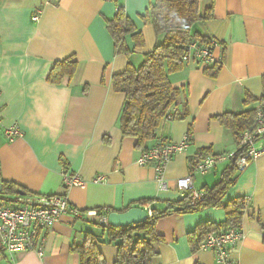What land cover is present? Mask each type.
<instances>
[{
	"label": "crops",
	"instance_id": "obj_1",
	"mask_svg": "<svg viewBox=\"0 0 264 264\" xmlns=\"http://www.w3.org/2000/svg\"><path fill=\"white\" fill-rule=\"evenodd\" d=\"M152 0H0V185L13 183V190H0V199L12 204L17 195L65 192L78 214H62L50 228L37 229L43 253L34 250L3 252L0 264H79L73 244L86 231L95 235L97 247L112 264L116 245L109 242L96 219L84 211L99 207L122 210L129 206L162 209L167 201L184 195L174 184L187 173V163L197 154H224L238 147L231 130L218 115L254 107L246 95L263 94L264 0H199V9L210 7L211 17L195 22L191 32L214 39V56L220 60L216 75L204 72L203 64L188 60L169 73L174 86L185 85L188 114L181 119H163L156 129L157 140L191 137L186 149L175 153L163 170L165 187L155 179L151 166L137 163L141 147L123 136L119 117L124 94L112 87V74L122 70L127 57L116 53L106 28V19L120 5L135 21L143 44L135 46L127 35L137 64L150 50L156 36L153 27L139 17ZM37 13L38 18L32 19ZM222 51V58H221ZM72 55L77 68L69 79H47L55 60ZM15 123L22 130L10 139L4 126ZM154 139L147 140L151 146ZM205 154V155H206ZM231 163L223 159L207 173L194 174L199 190L212 185ZM236 168V167H235ZM77 172L81 186L64 188L62 170ZM97 174L104 180L93 182ZM221 202L243 196L245 206L238 224L242 236L235 244L238 264H264V153L241 169ZM145 200L143 205L135 203ZM224 219L222 205H203L187 212H170L155 222L162 238L152 244L151 264H215L204 249H192L189 233L203 221ZM97 222V221H96ZM222 230V229H221Z\"/></svg>",
	"mask_w": 264,
	"mask_h": 264
},
{
	"label": "trees",
	"instance_id": "obj_2",
	"mask_svg": "<svg viewBox=\"0 0 264 264\" xmlns=\"http://www.w3.org/2000/svg\"><path fill=\"white\" fill-rule=\"evenodd\" d=\"M211 15L210 7L200 11L199 0L150 1L139 17L143 22L152 25L156 41L150 50L142 53V58L137 64L131 62L132 49L126 42V36L129 35L135 46L143 44L142 33L137 29L135 21L120 5L116 6L113 16L106 19V28L112 38L114 51L127 57L125 67L113 73L111 77L112 87L124 94L119 127L123 136L135 139L137 147H149L146 146L147 140L154 139V143L158 141L155 136L161 120L181 119L188 114L186 87L171 84L169 73L181 69L186 63L182 56L191 38L208 41L207 37L191 32V26ZM222 54L221 51V58ZM219 67L220 60H216L205 65L203 69L205 73L214 76ZM76 68L77 59L68 55L53 62L47 73V79L54 83L60 82L64 76L70 79ZM261 81L263 94L258 98L248 94L244 102L257 100L264 107V75ZM253 115L254 107H248L239 111H225L217 118L231 130L238 145L239 136L244 129L250 127ZM207 152L206 148H201L197 155L201 157ZM235 170L232 162L227 165L218 180L203 188V195L195 206L189 203L188 194L185 193L179 199L167 201L162 209L152 207L151 215L139 223L114 226L109 223H98L97 220L93 222L100 226L107 240L116 245V257L112 264H151V258L155 254L152 244L162 238L155 229V222L159 217L173 211L187 212L203 205H222L224 210L222 221L200 222L189 233L192 249L198 248L200 241L208 232L238 226L245 206L244 197L235 196L224 203L221 202L235 178ZM13 188V183L10 181H3L0 185L2 191H10ZM145 202V200H137L135 203L143 205ZM96 210L107 214L114 208L99 207ZM72 250L78 253L79 264H106L97 247L95 235L91 231H86L82 241L73 244Z\"/></svg>",
	"mask_w": 264,
	"mask_h": 264
},
{
	"label": "built area",
	"instance_id": "obj_3",
	"mask_svg": "<svg viewBox=\"0 0 264 264\" xmlns=\"http://www.w3.org/2000/svg\"><path fill=\"white\" fill-rule=\"evenodd\" d=\"M37 18V13L32 15V19ZM217 43L214 39L203 42L199 38H191L186 44L182 58L207 65L217 60L213 53ZM4 133L10 139L23 134L15 123L5 125ZM190 137V131H186L180 140H158L151 146L141 149L137 156V163L151 166L155 172V179L159 185L165 187L164 167L175 153L186 149ZM262 153H264V107L257 103L254 106L252 123L249 128L241 132L237 149L224 154H206L194 162L189 160L187 173L175 179V187L184 194H188L189 203L195 206L203 195V190L194 186V174L207 173L223 159L231 160L237 169H241ZM104 178L103 174H97L91 180L101 182ZM61 182L66 189L85 183L77 172L64 169L61 173ZM145 210L147 217L150 216L151 208L148 206ZM66 213L78 214L79 210L69 202L65 192L38 194L32 197L17 195L12 204L4 203L0 199V249L3 252L34 250L41 255L43 245L38 238L37 229L50 228L62 214ZM83 213L86 216L95 217L98 223H108L107 214L96 209H89ZM241 236L242 230L239 226L210 231L200 241L198 249L210 251L215 264H238L234 251L235 244Z\"/></svg>",
	"mask_w": 264,
	"mask_h": 264
},
{
	"label": "water",
	"instance_id": "obj_4",
	"mask_svg": "<svg viewBox=\"0 0 264 264\" xmlns=\"http://www.w3.org/2000/svg\"><path fill=\"white\" fill-rule=\"evenodd\" d=\"M147 217L146 210L140 206H128L122 210H111L107 213V222L110 225L122 226L139 223Z\"/></svg>",
	"mask_w": 264,
	"mask_h": 264
},
{
	"label": "rangeland",
	"instance_id": "obj_5",
	"mask_svg": "<svg viewBox=\"0 0 264 264\" xmlns=\"http://www.w3.org/2000/svg\"><path fill=\"white\" fill-rule=\"evenodd\" d=\"M95 219H96V218H95ZM92 225L95 226V227H99V228H100L99 225H97V224H95V223H93V222H92Z\"/></svg>",
	"mask_w": 264,
	"mask_h": 264
}]
</instances>
